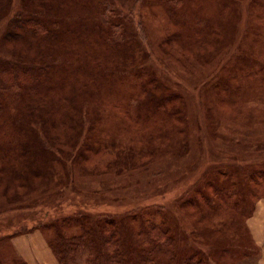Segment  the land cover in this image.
Here are the masks:
<instances>
[{
  "label": "rangeland",
  "instance_id": "374dc122",
  "mask_svg": "<svg viewBox=\"0 0 264 264\" xmlns=\"http://www.w3.org/2000/svg\"><path fill=\"white\" fill-rule=\"evenodd\" d=\"M99 1L102 4L96 6L95 11L88 6L82 8V19L87 20L86 17L91 16L94 20L100 19L97 23H102L107 30L105 38L108 41L112 38L113 48L120 45L133 52L125 50L116 53L121 48H114L116 52L113 57H135L129 63H124L130 66L116 64L117 70L103 68L112 76L108 84L115 92V99L120 102L114 113L124 109L123 103L129 106L126 100L136 102L133 96L128 99L125 94L142 91L144 95L142 88L138 89L134 82L146 80L155 83L157 89H152V84L148 86L149 91L156 96L164 93V98L169 100L168 96L174 95L175 87L170 89L167 85L183 81L176 77L183 76L191 81L193 75H201L203 86L192 87L182 83L191 87L186 90L189 104L179 94L183 100L179 110L188 107L192 114L189 115L190 121L187 116L181 119L190 124L185 128L182 123L176 122L178 125L173 126L174 133L162 141L152 135L130 140L132 136L128 138V129L122 126L120 131L114 121L106 123L95 118L96 123L92 124L87 113V116L82 115L78 126H59L58 129L64 130L63 133L67 135L59 132L58 138H53L47 126L35 116H30L28 123L35 132V140L47 153L48 176H24L22 181L20 176L11 180L7 174H0V226H7L8 234H18L0 241L3 242L0 256L14 255L24 264H51L53 261L58 264L47 244L49 233L44 229L56 216L44 218L45 210L50 214L62 211L64 216L69 217H79L83 215L79 212L84 210V215L107 226L109 220L127 208L129 212L118 217L121 228H124L130 224L137 226L138 220L142 219L130 216L134 213L133 209L148 208L146 213L154 218L170 217L173 230L180 233L178 264L189 246L202 251L203 256L207 260L211 258L213 264H225L218 256L213 254L212 257L211 252L217 247L213 241L215 236L212 240L209 237L212 233L218 236L216 230L223 214H226L225 207L219 204L234 203L236 207L240 206L248 198L244 196L248 182L243 175L247 180L250 176L251 180H255V173L261 172L260 159H264V133L260 131L264 130V16L255 14L264 12V4H261V0H229L227 8H220L219 0L215 5V0L210 3L207 0H106L112 6L105 11V0ZM16 9L17 6L12 9L13 12ZM22 14L24 20L33 16L25 11ZM191 15H195L194 22L188 19ZM19 20L13 13L0 25V61L3 63L19 64L21 59H13L11 48L28 46L27 36L22 37L17 29ZM188 21L194 23L196 29L189 26ZM115 24L122 27V35L127 37L119 38L115 34L112 28ZM54 29L57 30L55 26L50 30ZM205 29L208 34L202 49L189 43L193 38H198V30L206 33ZM140 32L143 37L137 39ZM29 39L34 43L32 52L36 56L39 51L36 47L38 39L32 36ZM138 40L146 47L144 50ZM250 59L255 69L245 77L239 72L240 65L248 66ZM50 60L51 67L72 63L70 58L59 53ZM154 61H158L160 66ZM181 62L184 63L183 67H188L189 74L192 66L188 64H197L201 71L191 70V76L187 73L179 75ZM23 64L22 70H28L26 67L29 66L31 73L39 72L36 69L33 71L30 62L24 60ZM130 74H142V78L137 81L133 78L131 84ZM233 74L234 77L229 78ZM220 82L224 84L218 88L221 91L213 90V84ZM87 106H84L82 113H86ZM89 108L92 110V104ZM134 109L132 105L128 113H134ZM216 121L232 126L226 131L230 125L217 128ZM218 133L221 135L216 137ZM95 135L108 142L103 145L84 141L85 137L95 138ZM83 143L86 146H82ZM131 145L144 154L141 159H134L135 162L138 160L136 164H133L130 154L133 153L132 149L128 150ZM119 153L124 155L118 158ZM2 171H5L4 167L0 168ZM252 186L256 187L257 183L252 182ZM215 188L219 191L218 196L214 195ZM203 198L214 209L222 208V212H200L204 207L193 206V202L194 199L201 201ZM255 208V213H251L247 221L245 219L244 226L237 223V227H247L254 248H258L251 231L255 232V236L264 233V199H259ZM33 211L37 212L35 217L38 221L28 217V212ZM1 231H6V228H1L0 238L3 237ZM245 243L253 247L247 237ZM234 251L236 254L230 260L232 264H264V261L260 262L262 258L259 253L250 255L249 250L245 251L244 248L243 252L240 246L235 247Z\"/></svg>",
  "mask_w": 264,
  "mask_h": 264
},
{
  "label": "trees",
  "instance_id": "16d2710c",
  "mask_svg": "<svg viewBox=\"0 0 264 264\" xmlns=\"http://www.w3.org/2000/svg\"><path fill=\"white\" fill-rule=\"evenodd\" d=\"M105 1L103 3L104 9L108 11L112 4L109 1ZM208 1L210 3L211 0ZM228 2L229 0H219L218 7L227 8ZM215 3L216 0L214 5ZM101 4L102 2L99 0H0V15L3 14L0 19V25L14 13V16L20 19L17 22L19 24L17 29L21 31L22 37L27 36L26 42L28 43L25 48L23 46H13L11 48L13 50H11L12 52L10 51V55H14L13 59H21L19 64L0 61V66H3L0 69V168L4 167L5 170L0 172V174H7L11 180L15 176H20L22 181H24V176H48L47 153L38 146V142L35 140V132L28 123L30 116H35L43 125L47 126L50 134L54 135L53 138H58L59 135L57 133H63L64 130L58 129L59 126H78L82 115L87 116V113L92 124L98 120L106 121V123L114 121L120 131L122 126L128 129L130 133L128 138L130 139V136H132L130 140H135L136 137L140 136L148 137L152 135L155 139H161L162 141L174 133L175 129L173 126L178 125L176 122L182 123L185 128L189 126L190 122L186 124L181 118L187 116V120L190 121L189 115L192 114L188 107L187 109L182 108L179 110L181 108L179 105H183V100L179 98V94L189 104L186 90H190L191 87H186L182 83L189 84L192 87L200 86L202 85V76H195L191 73V70L201 71V68L196 67L197 64H188L192 66L189 74L186 69L188 67H183L184 61L179 64V68H181L179 75L187 73L190 76L193 75L192 79L189 81L183 76H175L183 81L178 82L179 84L171 83L167 85L170 89L175 87L174 95L168 96L169 100L164 98V93L156 96L155 93L152 94L149 91L148 86L152 84V89H157L155 83L146 80L139 83L134 82L138 89L142 88L144 95H142V91L125 94L128 99L133 96L132 98L136 102L132 99L126 100L125 102H129V106L126 105L127 103H123L124 109H118V112L114 113L120 102L115 99V92L108 84L112 76L103 68L105 66L110 70H117L115 68L116 64L130 66L131 64L125 65L124 63H129L135 57H113L116 52L113 51L114 48L116 50V48H121V46L115 44L116 46L113 48L111 44L112 38L109 41L106 40L107 30L102 23H97V20H101H94L93 16L90 18L86 17L87 20L82 19L80 15L82 8L88 6L95 11L96 6ZM261 4H264V0H261ZM214 5L211 3L213 12ZM15 6H17V9L13 12L12 9ZM23 11L29 12L33 16L24 20ZM255 14L264 16V12ZM194 16H188V19L194 22ZM191 21H188L189 26H194V29H196ZM116 25L112 26L115 34L119 38L127 37V35H122V27ZM54 26L57 30H50ZM198 31V38L194 39L192 37L193 39L189 43L192 42L197 45L198 49H202V46L206 44L205 36L207 37L208 31L206 30V33ZM101 32L104 34L101 35ZM29 36L38 39L36 47H38L37 50L39 51L38 54L35 52L36 56H33L32 45L34 43L29 39ZM142 37L143 33L140 32V36H137V39H142ZM106 41L109 43H106ZM129 43L132 44V42ZM139 43L144 50L146 47L140 41ZM190 46L195 47V45ZM125 50L133 54L127 48H121L116 53L124 52ZM56 53L70 58L72 63L67 65L59 64L60 67H51L50 58ZM24 60L33 64L31 66L33 71L37 70L39 72L37 74L32 72L34 73L32 74L29 66L26 67L28 70H22L24 69ZM154 62L160 66L158 61ZM247 63H249L248 66L240 65L241 70L239 72H242L244 76H248L247 74L255 69L252 59L247 61ZM172 66H174L173 63ZM47 74L48 76H46ZM80 75L83 79L79 78ZM130 76L131 84L133 83V78L135 81L142 78V74H130ZM44 77L46 78L43 79ZM232 77H234V74L229 76V78ZM214 84L212 89L218 92L221 91L218 88L224 86L222 82L218 83V85ZM119 98L122 100L120 95ZM90 104L93 106L92 110L89 108ZM85 105H88L87 111L82 113ZM132 105L135 106L134 113H128ZM225 126H229L226 128L227 131L232 125L230 123L221 124L216 121L217 128ZM260 131L264 133V130L260 129ZM181 132L183 134V130ZM113 134L119 138L121 137L115 132ZM218 135H221V133L215 136L217 137ZM93 138L85 137L84 141L88 144L96 142L103 145L108 142L96 135ZM82 146H86V144L83 143ZM134 147L136 146L131 145L128 150L132 149L133 153L130 154L133 158V164H136L144 154L142 150H136ZM122 155L124 154L119 153L118 158ZM136 157H138V160L135 162L134 159ZM260 160L262 163L259 164L261 172L255 173V180H251V176L247 180L245 175H243L244 180L248 182L244 196L247 195L248 198L237 207L234 203L219 204V206L223 205L225 207L226 214H223L224 217L221 218L222 221H220L221 223L216 230L218 236H216V233H212L209 237L212 240L215 236L213 241L217 247L211 252L212 257L213 254L218 256L225 264H232L230 260L236 254L234 248L237 246H240L243 252L244 248L245 251L249 250L250 255L252 253L253 255H258L259 253V248H254L255 244L248 233L247 227H241L244 226L245 219L247 221L251 213H253L255 203L259 199H264V159ZM9 179L6 180L8 183H10ZM252 182L257 183V186H252ZM214 192V195H219V191H216V188ZM193 206L204 207V210L200 212H211L212 210L222 212V208L216 207L214 209V206L210 205L206 198L201 201L194 199ZM146 209L148 208L133 209L134 213L130 216L133 219L135 217H142V219L138 220L139 224L137 226L136 224H130L124 228H121L119 224L121 219L118 217H123L127 214L129 212L127 208L123 213H119V216L109 220L110 223L107 226L106 224H98L96 220L84 215V210L79 212L83 214L79 217L73 215L70 217L68 215L64 216L65 214L62 211L58 213L54 211L57 215L53 212L50 214L49 211L45 210L43 213L44 218L49 216L54 218L56 216L44 228L49 233L47 244L58 264H178L180 251L177 250V244H180V233L173 230L172 219L168 216L166 219L154 218L146 213ZM28 213V217L38 221L35 217L36 211ZM146 217H148V220H145ZM237 223L241 225L240 228L237 227ZM2 227L6 228V231H1L3 237L0 238V241L4 237V239H9L18 235H13L14 233L11 231L8 234L7 226ZM2 227L0 226V230ZM246 237L250 240L253 247L246 245ZM203 255L202 251L198 252L192 246H189L184 250V256L181 258L180 264H213L210 260L211 258L207 260ZM220 263L217 262V264ZM0 264L24 263L19 257L11 255L0 256Z\"/></svg>",
  "mask_w": 264,
  "mask_h": 264
},
{
  "label": "crops",
  "instance_id": "0c3cea01",
  "mask_svg": "<svg viewBox=\"0 0 264 264\" xmlns=\"http://www.w3.org/2000/svg\"><path fill=\"white\" fill-rule=\"evenodd\" d=\"M259 201V200H258ZM257 201V202H258ZM255 211H256V208H255V210H254V212L253 213H255ZM252 232V235H253V237H254V240H256V243H257V245H258V248H259V255H260V257L262 258L261 260H260V262L262 261H264V233L263 234H261V235H257V236H255V232H253V230L251 231ZM51 264H55L54 263V261L51 263ZM260 264H263V263H260Z\"/></svg>",
  "mask_w": 264,
  "mask_h": 264
}]
</instances>
